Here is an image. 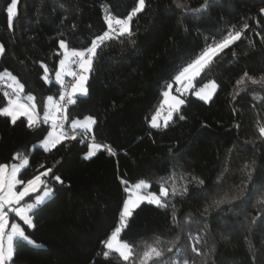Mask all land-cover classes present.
Wrapping results in <instances>:
<instances>
[{"label":"trees","instance_id":"obj_1","mask_svg":"<svg viewBox=\"0 0 264 264\" xmlns=\"http://www.w3.org/2000/svg\"><path fill=\"white\" fill-rule=\"evenodd\" d=\"M182 2L198 8L204 0ZM135 3L136 0H19V15L14 20V30L9 31L8 0H0V44L5 47L0 56V73L7 70L15 76L24 85V94L36 97L42 114L48 96L59 99L61 86L55 82L61 58L56 53L62 51L59 40L82 50L107 30L105 9L117 18H125ZM147 3L150 7L131 23L135 46L126 41L123 45L110 42L109 47L98 50L95 71L87 82L88 97L79 98L68 109L70 118L95 117L98 124L89 135L111 146L115 155L102 150L84 160L89 142L81 143V138L67 142V148L62 144L46 153L33 145L46 135L48 125L33 131L26 122L21 126L18 121L13 126L9 118L0 117V163H11L14 154L23 153L30 161V166L22 170L27 179L41 162L52 167L60 160L55 171L65 182L55 184V196L38 212L34 230L20 222L41 247L18 248L12 264H121L115 255L109 260L97 255L101 242L117 223L126 197L121 178L132 184L148 180L152 183L150 191L158 192L156 181L170 173L175 164L180 166L175 169L177 175L189 172L199 176L205 180V188L215 192L214 181L230 153L224 189L231 188L240 196L239 185L244 179L241 168L253 161L254 182L264 181V142L258 132V126H264V88L249 84L234 105L229 95L245 71L253 76L264 73V16L259 13L264 0H219L211 3L206 12L189 14L182 22L180 9L172 0ZM243 23L249 24L245 38L216 57L210 69L195 81L196 86H202L215 80L219 88L213 99L205 103L188 93L181 107L184 121L174 114L167 128L150 127L162 92L178 70L196 59L206 43L222 36L228 26L239 28ZM233 49L237 58L232 56ZM41 64L50 70V83L41 78ZM6 103L0 87V104ZM237 123L239 130L234 127ZM202 124L208 127L202 128ZM173 153L180 155L173 158ZM250 190L251 185L249 193ZM200 191L192 187L187 199L177 196L172 201L179 209V228L172 226L169 212L142 204L122 239L137 246V255L144 242L152 243L157 236L165 242L178 241L176 247L181 251L174 249L168 255L183 259L191 255L195 243L191 237L203 235L199 230L206 221L211 232L205 237V248L216 244L208 264H253L245 237L254 245L258 264H264V205L257 204L259 193L251 195L246 203L238 200L232 212L225 206L223 211L202 217L207 197L198 195ZM189 212L193 222L186 224L183 218ZM257 216L260 219L253 224ZM222 235L229 243L221 241Z\"/></svg>","mask_w":264,"mask_h":264},{"label":"snow or ice","instance_id":"obj_2","mask_svg":"<svg viewBox=\"0 0 264 264\" xmlns=\"http://www.w3.org/2000/svg\"><path fill=\"white\" fill-rule=\"evenodd\" d=\"M212 2L213 0H204L198 8H190L182 0H172L175 8L180 9L181 22L189 14L194 15L207 11ZM18 4L19 0H8L6 16L9 31L14 30V20L19 15ZM147 7H150L147 0H136L135 6L132 7L125 18H117L105 9L104 20L107 30L97 35L91 40L90 46L82 50L70 48L66 40H59V49L62 51L56 53L61 58L59 59V70L55 72V82L61 86L59 99L54 100L53 96H48L43 104V115L38 111L36 97L31 93L25 95L24 85L15 76L7 70L0 73V81L4 79L11 81L8 84L11 91L3 93L7 103L6 105L0 104V117L9 118L10 124L13 126L17 125L18 121L21 122V126L25 125L26 122V127L33 131L40 128L42 124L48 125L49 127L45 129L46 135L43 136L39 144L33 145L34 149L42 148L46 153L57 149L62 144L67 148L69 146L67 142L75 141L79 136L81 143L85 139L89 140L88 150L82 157L84 160L92 159L102 150L110 156L115 155V151L111 146L98 143L95 135L88 136V134L93 133L94 127L98 124L95 117L88 115L83 119L70 118L68 109L69 106L76 105L79 98L88 97L89 91L86 85L90 74L95 71V62L99 59L98 50L103 51L104 48L110 46V42L123 45L126 41L129 45L135 46L136 41L132 39L135 33L132 31L131 23ZM169 10H171L170 6ZM259 13L264 16V8H261ZM72 28L75 30L76 25L73 24ZM248 28V23H243L239 28L236 25L228 26L222 36L213 38L210 43H206L196 59L178 70L172 82L167 83L166 90L162 92L163 102L157 107L155 114L151 116L150 127L154 129L167 128L170 122L173 121L174 114L179 120L184 121L186 117L181 112V107L185 104L184 97L189 92L205 103L213 99L219 88L217 82L209 80L197 88L195 81L202 73L210 69L216 57L225 53L226 49L232 48L242 38H245ZM185 31H187V28H185ZM252 46L254 47V44ZM4 53L5 47L0 44V56ZM244 54L247 55V52ZM232 56L237 58L235 49L232 51ZM41 67L44 72L41 78L45 83H50L49 68L44 64H41ZM66 76L71 77V82L68 84L65 83L64 78ZM249 84L264 88V73L253 76L245 71L235 81L232 91L229 93L233 105L237 97L247 91ZM174 85L176 95L173 94ZM165 106H167L166 114H164ZM66 125L67 127H65ZM204 127H208V125L202 124V128ZM234 127L239 130L240 124L237 123ZM258 132L260 141L264 142V126H258ZM169 151L171 153V149ZM177 155L180 154H172L173 158ZM229 159L230 153L214 181L215 192L205 188V180L199 176L189 172H181L177 175L175 169L180 166L175 164L172 166L170 173L161 176L156 181L158 192L150 191L152 183L148 180L140 179L132 184L121 178L120 183L123 185L126 197L119 211L118 221L107 238L101 242L102 248L97 255L102 256L105 260L112 259L115 255L121 264H208V261L216 252V244L213 243L211 247L205 248L208 243L205 237L210 235L211 232L206 221L203 228L199 230L203 235L191 237L195 241L190 249L191 255L183 259L168 255L174 249L181 251L176 247L178 241L165 242L157 236L152 243L144 242L143 250L137 255V246L122 239V235L129 228L134 212L142 204H148L169 212L172 226L179 228L181 224V220L178 218L179 209L172 201L177 196L187 199L192 187L201 190L198 195L207 197L203 210L200 212L202 217H208L214 211H223L225 206H228L227 211L232 212L234 211L232 206L238 200L241 203H246L247 199H250L251 195L256 193H259L257 204L264 205V181L254 182L253 177L256 172L254 161L245 163L241 168L244 179L239 185L242 189L240 196H237L233 189L222 187L225 175L229 172L227 167ZM11 160V163H0V264H12L15 252L20 247H41L19 223L12 222L10 224V216L18 217L27 226V229L34 230L37 227L35 218L38 212L55 196V184H65L62 177L55 171L56 165L61 162L60 160H57L52 167H47L45 163L41 162L36 168V173L27 179H25V173L22 170L30 166L29 157L23 153H16ZM249 185H251L250 193ZM261 215H264V213H261ZM259 219L260 216L254 217L252 223L255 224ZM183 222L186 224L193 222L191 212L185 214ZM220 239L222 242L229 243L228 238L223 235ZM245 241L248 243L249 255L253 264H258L259 257L256 255L254 245L247 241V237H245Z\"/></svg>","mask_w":264,"mask_h":264},{"label":"built area","instance_id":"obj_3","mask_svg":"<svg viewBox=\"0 0 264 264\" xmlns=\"http://www.w3.org/2000/svg\"><path fill=\"white\" fill-rule=\"evenodd\" d=\"M73 67L75 68L76 66L74 65ZM70 82H71V77H66L65 83L68 84ZM0 87L3 89V93L5 91H11V89L8 88V82H6V81H1L0 82ZM65 127H67V125ZM88 136L90 137L91 135L88 134ZM77 138H80V137L78 136ZM85 141L89 142L88 139H85Z\"/></svg>","mask_w":264,"mask_h":264},{"label":"rangeland","instance_id":"obj_4","mask_svg":"<svg viewBox=\"0 0 264 264\" xmlns=\"http://www.w3.org/2000/svg\"><path fill=\"white\" fill-rule=\"evenodd\" d=\"M58 70H59V68H58ZM67 77V76H66ZM66 77L64 78V79H66ZM8 80V79H7ZM9 82H8V84H10L11 83V81L10 80H8ZM87 86V85H86ZM200 86H197V88H199ZM189 93H191V92H189ZM173 94L174 95H176L177 93H175V85L173 86ZM196 97V96H195ZM197 98V97H196ZM163 102V97H162V101H161V103ZM39 111V110H38ZM166 112H167V106H165V108H164V114H166ZM161 123H162V118H161ZM18 162V161H17ZM12 222H16V223H19L20 225H21V223L20 222H22V221H20L19 220V218H16V219H12L11 218V216H10V221H9V223L11 224ZM23 223V222H22Z\"/></svg>","mask_w":264,"mask_h":264},{"label":"water","instance_id":"obj_5","mask_svg":"<svg viewBox=\"0 0 264 264\" xmlns=\"http://www.w3.org/2000/svg\"><path fill=\"white\" fill-rule=\"evenodd\" d=\"M216 1H219V0H213V2H216ZM213 2H212V3H213ZM205 12H206V11H205Z\"/></svg>","mask_w":264,"mask_h":264},{"label":"crops","instance_id":"obj_6","mask_svg":"<svg viewBox=\"0 0 264 264\" xmlns=\"http://www.w3.org/2000/svg\"><path fill=\"white\" fill-rule=\"evenodd\" d=\"M41 115H43V113Z\"/></svg>","mask_w":264,"mask_h":264}]
</instances>
